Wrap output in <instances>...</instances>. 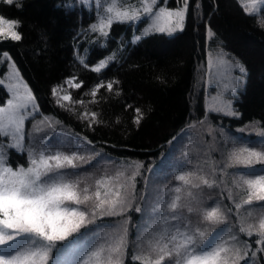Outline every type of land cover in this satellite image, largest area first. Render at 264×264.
Listing matches in <instances>:
<instances>
[{"label":"snow or ice","instance_id":"obj_1","mask_svg":"<svg viewBox=\"0 0 264 264\" xmlns=\"http://www.w3.org/2000/svg\"><path fill=\"white\" fill-rule=\"evenodd\" d=\"M0 2L12 5L16 0ZM253 2L264 3V0ZM81 3L87 4L88 0H81ZM67 6L72 7L71 4ZM94 7L96 20L88 29L90 34H96L94 43L106 41L113 24L147 21L143 31L133 36L135 43L150 34L171 36L183 31L189 0H183V6L175 9L167 6V0H95ZM244 11L252 14L250 7L245 6ZM260 26L264 27V21ZM18 27L19 21L0 15V39L20 41L22 36L16 30ZM207 36H213L210 28ZM2 57L0 63H7L11 72L9 79L16 82L6 83L5 79H0V86H4L9 94V98L0 104V264H125L130 246L133 249L131 264H255L258 254L264 253V131L258 133L260 139L255 145L234 143L230 148L220 149L223 159L212 162L211 179L203 169L199 174L188 171L176 175L175 180L186 186L184 198L180 195L182 188L177 186L166 192L163 202L149 209L138 202L133 203L137 199L136 176L143 165H136L137 170L126 178L127 183L119 182L120 177L125 176L123 171H117L115 176L95 178L93 173L79 169L92 164L102 153L95 149L83 151L79 145L77 150L67 152L44 143L48 137L41 125L47 121L48 128L55 131L50 118L44 117L33 125L32 132L26 133V121L40 111L37 98L21 78L8 51H3ZM114 58L105 57L90 70L101 73ZM216 59L218 64L209 53L207 84H217V95L213 99H219L221 106L206 107V115L215 111L238 116L230 97L235 95L240 77L234 76L233 71L238 69L243 74L245 69L222 51ZM79 62L88 67L83 58H79ZM220 68L224 69L223 78L214 80V70L218 72ZM116 83L118 81L96 84L91 90L92 102L99 89L106 87L112 92ZM65 84L79 89L83 81L77 82L76 77H70ZM60 89L61 86H53L51 93L63 108L65 105L61 101L72 98L70 94L59 95ZM75 103L83 104L84 101ZM135 111L134 123L139 125L143 113L139 108ZM80 118L88 120L89 127L99 122L95 112L85 111ZM78 140L91 144L85 137H78ZM12 150L26 154L27 166H11L9 155ZM258 165L262 166L259 171ZM229 169H235L231 173L232 186L242 193L238 202L233 198L231 188L227 197L232 202L230 206L218 202L208 204L202 196L191 191L219 187L225 183ZM139 200L144 201L145 197L141 195ZM246 207V215L241 216V210ZM257 208L258 223H249ZM133 210L147 215L150 220V224L137 229L135 237L131 236L129 228ZM232 215L236 219L231 222V227H223L230 223ZM105 217H119L122 224L105 226L101 223ZM82 230L85 233L83 240L70 241ZM254 233L259 238L253 249L242 237L250 238ZM57 242H69V246L54 260ZM78 250L81 251L75 259H67Z\"/></svg>","mask_w":264,"mask_h":264},{"label":"trees","instance_id":"obj_2","mask_svg":"<svg viewBox=\"0 0 264 264\" xmlns=\"http://www.w3.org/2000/svg\"><path fill=\"white\" fill-rule=\"evenodd\" d=\"M182 2L167 0V6L175 8ZM69 4L71 8L67 6ZM0 15L19 21L16 30L22 39H0V60H3V51H8L21 77L37 98L40 111L27 123L41 115L50 118L55 131L44 129L48 137L44 143H48L51 136L66 133L72 142L101 152L107 157L106 163L111 160L114 164L117 161L126 166L143 165L135 180L138 195L151 184L158 192L161 188L167 192L172 184H182L172 180V174L185 171L182 167L184 161L168 158L173 152L176 156H183L186 143L179 147L181 142L178 140L181 138L182 141L184 136L205 122L218 131L213 139L207 130L199 132L203 144L210 150L203 155L204 174L209 179L212 178V162L223 159L220 149L230 148L234 143H257L259 135L239 132V129L255 123L264 131V27L260 26L264 21L263 6L249 15L239 0H189L183 31L171 36L154 33L135 43L132 42L133 36L140 34L144 21L113 24L108 39L94 43L96 34H90L88 29L96 20V12L93 6L88 7L79 0H16L12 5L0 2ZM209 28L213 32L211 38L207 36ZM213 49L223 50L245 69L243 85L233 99L238 116L214 112L206 115L204 111L206 55ZM109 56L115 58L101 73L90 70ZM79 58H83L88 67L81 64ZM5 71L6 62L0 63V75ZM70 77H76L77 82L83 81L82 87L76 89L65 84ZM109 81H118L114 90L99 89L95 102H92V88ZM53 86H61L67 90L66 94L71 95L72 100L65 107L56 103L51 93ZM6 98L4 87L0 86V104ZM79 100L84 103H75ZM137 108L143 113L139 125L134 123ZM85 111L97 113L99 122L89 127L88 120L80 118ZM32 131L30 128L29 132ZM78 137L87 138L91 144H85ZM71 147L63 146V149L70 152ZM9 162L13 167L27 166V156L12 150ZM198 166L195 161L197 169ZM256 167L259 171L262 166ZM165 169L168 173L164 172ZM233 171L229 169L228 173ZM219 175L217 171V177ZM229 188L238 202L242 193L232 186L228 175L219 187H202L199 196L208 204L218 202L230 206L232 202L227 200ZM247 210V207L242 209L241 216L246 215ZM130 217V233L135 237L141 214L133 210ZM116 219L120 218L105 217L101 223L108 226L115 224ZM235 219V215L230 216V223L223 227H231ZM248 222L258 223V220L254 215ZM238 228L237 224V232ZM242 238L254 249L259 237L254 233L250 238L246 235ZM57 245V250L62 253L69 244L57 242ZM132 250L130 246L125 264H131ZM255 264H264V253L258 254Z\"/></svg>","mask_w":264,"mask_h":264},{"label":"rangeland","instance_id":"obj_3","mask_svg":"<svg viewBox=\"0 0 264 264\" xmlns=\"http://www.w3.org/2000/svg\"><path fill=\"white\" fill-rule=\"evenodd\" d=\"M79 1H81V0H79ZM239 1L242 4L243 8L245 6L252 8V13L257 12L260 7H262V6L264 7V3H254L253 0H239ZM94 4H95V0H88V3L86 5L88 7H92L93 6L94 11H95ZM182 6H183V2L177 7H182ZM177 7H175V8H177ZM175 8H173V9H175ZM146 24H147V21H144V25L142 26L141 31H143V29L145 28ZM220 51L225 53L221 49H213V50L207 51V55H206V78H205V83H204V97H203L204 111L206 110V107H220L221 106V101L219 99H216V100L213 99V97H215L217 95V90H218L217 89V84L215 82L213 84H211V85L207 84V80H208L207 61H208L209 53L212 54L213 60L218 64L219 61L216 59V57H217V54ZM232 61L236 62L234 60H232ZM223 73H224V69L223 68H220L218 70V72H216L214 70V80L222 79L223 78ZM233 75L240 77V80L238 81V85H239L238 88H237V91H238L243 85L244 73L241 74L238 71V69H237V70L233 71ZM9 77H11V72H10L9 68L7 67V63H6V71H5L4 74L0 75V79H5L6 83H15L16 82L15 79H11L10 80ZM23 81H24V79H23ZM4 89H5L6 93H7V98H6V100H7L9 98V94H8V91H7V89L5 87H4ZM21 91H22V89H21ZM237 91H236L234 96L230 97L232 99V102H233L234 97L237 96ZM58 94L59 95H65L66 92L61 88L59 90ZM55 100H56V98H55ZM68 102L69 101H61V103H63L64 105H67ZM205 113H206V111H205ZM214 113H218V112L214 111ZM219 114H222V113H219ZM41 116H40V118L34 119V120L30 121L29 123H27V121H26V125H25L26 133L29 132L30 128L33 129V125L35 123H37L38 121L43 120L44 117L43 116L41 117ZM29 119H31V118H29ZM53 126H54V124H53ZM41 127H43V129H48L49 132H52L51 129L48 128V122L47 121H45V123L43 125H41ZM241 129H246V130L245 131H241ZM241 129H239V132L252 133L254 135H258V133L260 131H262V130H260L257 127V125L255 123H250V124L246 125L244 128H241ZM196 130H198V132ZM203 130H207L208 135H210V137L212 139L218 133V131L215 128L211 127V125L209 123L205 122L202 127H196V128H194L191 131V133L189 135L184 136L182 141H181V138L178 140V142H181L179 144V147H184V145L186 143V146L183 149V156H176L175 153L173 152V153L170 154V157L168 158L171 161L172 160H176V162L184 161V164H183L182 167H183V169H185V171H183V172L192 171V172H196V173L199 174L200 170L203 169V173H204V167H203L204 166V158H203V155H205L209 149L203 144V142H202V140L200 138V135H199V132L202 133ZM257 139L259 140L260 137L258 136ZM48 143H50V145L53 148H58V149H61V150H64L63 146L69 148L71 145H72V147H71L72 150L71 151L77 150V146L78 145H79L80 149H82L83 151L89 150V149H86L85 146L82 143L72 142V139L66 133H60L59 135L51 136V138L49 139ZM211 150L215 151L216 149L215 148H211ZM89 151H91V148H90ZM67 152H69V151H67ZM209 153H210V150H209ZM195 156H197L198 159H195ZM106 158L107 157L101 155L96 160H94L92 162V164L84 165L81 169H79V171H81V172H85L86 171V172H89V173H93L95 178H100L101 176H105V175L115 176L117 171H123L125 173V176L120 177V181L119 182L127 183V179L126 178L131 176V174L137 170L136 169V165L137 164H134V166H131V165H127L126 166L123 163H119L117 161H116V164H114V161H111V160H109L106 163ZM195 161H197V164L199 165L198 169L195 167ZM155 170H159V169H154V171ZM233 170L235 171V169H233ZM217 171H219V168H218ZM164 172L168 173L166 169L164 170ZM181 173L182 172H177V173L172 174V178H173L172 180H175V176L179 175ZM228 178L231 180V173L228 174ZM198 181L199 180H197V182ZM91 182L92 181H89V183H91ZM197 182H195V183H197ZM181 183L182 184L178 185V186L182 188V192H181L180 195H181V197L183 199L184 196L186 195V190H185L186 186L183 184V182H181ZM169 187H170L169 189H171V188H174V187H177V186H175V184H172ZM200 190L201 189H191V191L194 194L198 195V196H199ZM164 193L166 194V190L165 189L161 188L160 192H158V190L155 189V186L153 184H151L144 191H142L139 195L135 193V196L137 197V199L135 201H133V203L135 204V203L138 202V203L141 204L142 207H146V208L150 209L152 206H156L158 203L163 202L165 200L166 197H165ZM141 195H143L145 197L144 201H140L139 200V197ZM172 195H175V193H172ZM258 214H259V210H256V214H255L256 218H257ZM116 223L122 224V220L121 219H116L115 224ZM148 224H150V220H149L148 216L144 215V214H141L139 228L141 226L148 225ZM84 235H85L84 232H82L81 234H75V237L74 238H70V241L78 243L80 240L84 239ZM88 243H91V241H88ZM65 244H69V242H65ZM81 250H78L76 253L70 255L67 259L68 260L75 259L76 255H78L79 251H81ZM61 254L62 253L59 250H57V248L54 249L53 250L54 260L57 259L58 257H60Z\"/></svg>","mask_w":264,"mask_h":264}]
</instances>
